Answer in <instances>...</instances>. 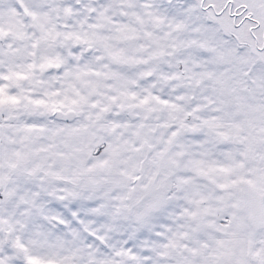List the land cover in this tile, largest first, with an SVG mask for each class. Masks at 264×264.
Instances as JSON below:
<instances>
[{
    "label": "snow or ice",
    "instance_id": "1",
    "mask_svg": "<svg viewBox=\"0 0 264 264\" xmlns=\"http://www.w3.org/2000/svg\"><path fill=\"white\" fill-rule=\"evenodd\" d=\"M0 264H264V0H0Z\"/></svg>",
    "mask_w": 264,
    "mask_h": 264
}]
</instances>
